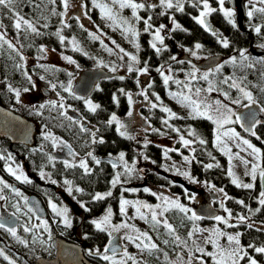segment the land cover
<instances>
[{"label":"trees","instance_id":"trees-1","mask_svg":"<svg viewBox=\"0 0 264 264\" xmlns=\"http://www.w3.org/2000/svg\"><path fill=\"white\" fill-rule=\"evenodd\" d=\"M103 2L105 1L103 0ZM176 2L177 0H173L174 6L171 9L159 3L154 7L152 4L145 5L143 9L137 10V15L141 17V20L138 23L140 30L137 36L139 54H136L139 64H136L135 68H143L146 62L148 72L145 74L150 73L151 78L147 79L145 74L143 75L138 71L131 73L118 71L114 73L117 76L102 78L88 98L72 94L71 88L76 76L60 66L49 64V62H35L26 68L22 66L24 57L35 60L37 56L40 57L48 49L61 50L62 43L59 37L54 34L57 32L60 35H69L79 39L83 45H86L85 40L88 32L84 24L80 23L79 17L74 15V17L66 18L67 16L64 14L60 15L64 12L62 0H56L55 3H51L50 0H18L16 10L25 19L32 21L38 31L42 33V35H36L25 32L23 27L18 32L13 27L14 20L10 18L8 11L0 8L2 30L8 38L12 39L14 45V49H10L7 44L0 41V103L34 123L37 121L42 125L39 133H31L26 142H20V144H12L7 136L0 133V156L5 157V159H0V170L7 172L5 167L7 165L6 158L9 154L17 161L22 160L25 163L24 166L31 182L20 183V188L23 187L27 194L34 193L45 199L51 198L59 201V194L61 193L57 182L52 183V181L46 180L44 176L38 175L42 171L49 173L55 179L53 181L65 179L71 181L75 189L77 187L81 188L82 192L74 191L77 198L75 203L81 214L79 217L72 218V223L75 226L74 228L78 229L79 238L86 247H103L107 244L109 234L96 230L91 221L105 214L109 207L115 208V203H117L120 194L129 197L139 195L145 200L153 201L157 200L158 196H153L151 193L161 188V190L167 194L170 193L172 196L180 194L184 196V187L180 183L173 182L171 174L162 170V158L167 150L166 143L167 141L176 140L177 136H183L191 141L190 147L188 149L181 147V151L192 155L189 173L194 176L196 183L198 184L201 181L207 184L212 183L216 196L221 200L224 199V204L231 215L236 216L237 219L239 216L246 218L243 221L238 220L237 225H234L241 237V244L264 246V205L259 203L260 179L258 185L254 186L253 189H245L234 185L228 175V164L225 156L213 144L214 123L206 118L198 117L194 119L187 113H178L173 107L175 102L185 110L190 108L170 95V93H178L182 89V84L187 81V84L194 90L196 88L206 90L211 84L215 92L219 91L238 96L239 88L230 87L233 81H238L241 86L251 89L252 97L256 100L255 102L259 108H264V54L259 56L251 55L248 52L250 43L264 50V47H262L264 45V27L261 28L260 34H257L253 27L254 25H264V17L257 12L253 18L249 19L247 11L251 6L246 2L245 27L247 28L245 32H239L234 24L227 22L223 13L217 11L209 14V19L206 22L210 28L215 29L220 37L227 38L229 41V47L224 48L218 42L216 35H213L210 30H206L204 26L193 19V14L196 15V9L199 8L197 4L201 5L202 0H179L183 6V11L176 9ZM208 2L212 5L218 3L217 0H208ZM227 4L228 0H226L225 5ZM255 6L259 8L262 5L257 2ZM214 8L218 7L214 6ZM96 9L95 7L90 10L91 16L96 14ZM193 9L194 11L190 12ZM53 10L57 13L56 15H53ZM148 17L152 18L149 21L152 26L171 23L174 20L178 21L181 29H183L173 30L174 27H172L168 33L163 35V45L157 42V47L160 48L161 46L159 53L151 47L152 36L149 32L141 29L145 25L143 21ZM45 24H47V27L43 26ZM196 43H200L202 48L195 49ZM41 49L44 51H41ZM193 49L196 50V54L198 50V53L203 56L215 54L222 56L223 60L215 67L205 68L207 69L205 73H209L208 80L203 79L205 73L195 75V78L189 75L196 68L200 69L196 65L199 62L193 60L192 62L196 65L194 67L188 61L182 60L186 50L192 51ZM241 50H245L247 60L241 59L239 55ZM84 52L86 54L80 51L73 54L78 65L82 66V70L90 67L96 68V66H93L96 59L87 48V45ZM174 55L178 56L175 60L172 59V57H175ZM233 56L237 58L235 64L228 62ZM119 61L117 59L116 64ZM221 64H223V67L216 71L217 66ZM248 64L253 66L248 67ZM161 66H164L163 72L166 73V76L171 78L167 85L163 82V76L156 71ZM139 74L143 75V81L139 80ZM33 76H44L48 78L51 84L56 85L53 92L50 93L53 95V100L49 99V101L42 103L39 101L34 107L16 104L9 88L19 87V90L23 91L24 89L32 90ZM28 77H31V81ZM120 77H123V79H120ZM226 78H230L228 83H223ZM176 80L183 83L177 85L174 83ZM65 89L70 90L66 91ZM129 94L131 99H129ZM157 96L159 100H157ZM88 99L93 104L99 105L95 112L90 111L86 105L85 101ZM61 103L63 107L69 106L72 108V112L65 115L64 109L59 106ZM153 104L156 107H152ZM162 107L171 109L176 117H171L169 113L163 112ZM129 112H131V115H129ZM113 114L122 117L123 128H120V125L115 122L108 123ZM68 117H71V120ZM164 121H167V124ZM258 121H261V123L256 124L253 130L256 136L245 134L241 127L238 125L237 127L245 136L261 146V161L264 164V117H261ZM82 128L85 130L82 131ZM117 129H120V131ZM121 131L125 132V135L122 136ZM190 131H194L196 135H190ZM48 133L63 139L70 144L68 146L72 150L82 156L84 155L86 164L91 170L90 173L85 174L79 165L68 163L66 165L64 160L55 157L52 148L56 145L50 139L51 137L45 139V135ZM93 134H95L94 137ZM257 136L260 139H257ZM93 138L97 143L92 142ZM100 139H103L104 143H99ZM200 139H203L206 143L200 144ZM89 152L100 161L99 164H96L92 156L87 155ZM171 152L174 155L181 153L180 151L179 153L177 151ZM120 153H124V159L128 163L137 161L140 168L137 166L132 168L133 171L129 175L126 173L125 165L117 157L115 158L118 159L119 164H116L115 168L106 159L103 160L105 156L114 158L115 154ZM209 164L213 167L207 168L206 165ZM117 173L121 174V182L113 187L111 182ZM133 186L137 187V193L129 190ZM145 188L150 191L145 192ZM220 189H223V192H220ZM109 191L112 192V195L103 200L94 201L92 199L96 193L104 194ZM237 201H244V204H239ZM81 204H84L89 210L82 208ZM256 209H259V211H256ZM190 215V212L184 213L175 207H170L165 212V217L175 230L172 234H169L168 229L164 228L162 223L153 228L151 216L147 218V224L153 231V241L158 246L157 249L147 250L146 260L148 264H175L184 252L187 253L193 250L194 234L189 237L188 233L193 231V228H196L197 225L210 220L202 217L193 221L188 219ZM1 217L3 219L0 222L5 223L6 227H11L14 220L19 221L17 216L9 218L6 214H2ZM55 226L54 228L50 226L49 231L51 234H55ZM24 227L18 228L15 237L10 234V236L4 238V245H1L0 250H3L4 255L8 256L9 260H5L3 256H0V264H9V261H14L15 264H33L36 258L53 254V244L49 245L50 247L46 246V241L51 243L53 237L51 236L49 239L48 231L32 227L29 228L30 231L25 232ZM234 227L232 228L234 229ZM74 228L64 230L63 238L65 241L78 242L73 237L75 236ZM3 233L7 235L8 232L3 229ZM175 236H179L180 240L176 241ZM165 240H168L169 243L165 244ZM20 241H26L27 246ZM38 241H44L46 247H40ZM253 253L255 254L254 251ZM256 254L258 255V264H264V254ZM96 260L95 257L90 261L93 264H108L100 257L99 263Z\"/></svg>","mask_w":264,"mask_h":264},{"label":"rangeland","instance_id":"rangeland-1","mask_svg":"<svg viewBox=\"0 0 264 264\" xmlns=\"http://www.w3.org/2000/svg\"><path fill=\"white\" fill-rule=\"evenodd\" d=\"M104 3H107L110 7H113V11L114 13H117L119 17L123 18L124 20H127L129 22L128 25H123L121 24V27H112L110 26L112 24V21H109L107 19H103L101 17V13L99 11V9H96V14L94 16L90 15V10L94 9L95 6L93 4V0H69V7L67 9L64 8V12L63 14L66 16V13H69V15H67L66 18H70L71 16L74 17V15H77L79 17V21L80 23L84 24L85 29L88 32V36L86 38V45L87 48L91 51L92 55H94V58L96 59V63H94L93 66L99 67L100 65L103 66L104 69L108 70V71H112L113 73L115 72H123V73H128L127 70V66L132 63L129 59L128 56H124V59L121 60L120 56L123 55V53H120L119 48L116 47V45H119L120 48H123L125 50V52L132 54V55H136L139 54L138 51L139 49H137L134 46V43L132 42L133 40L135 41V43L139 42L137 41V37H131L130 33H125L122 34V28L123 27H128L131 26L132 28H134L137 32L140 30L138 27V23L139 21H137L133 15H132V10L130 8H124V9H120L118 5H113L112 4V0H104ZM134 2L136 3H143L144 5H158L159 4V0H134ZM202 3V2H201ZM209 5L211 7L214 8L215 7H219L218 3L216 4H211L209 3ZM94 7V8H93ZM197 7H199L200 12L203 10V5H198ZM225 8L230 9L231 7L229 6V4L224 5ZM126 9V10H125ZM143 9V8H142ZM195 9V8H194ZM191 10L190 12L194 11ZM76 12H78L79 14H81L79 16V14ZM64 16V17H65ZM194 17H199L198 15L193 14ZM176 22V21H175ZM173 23V21H172ZM178 23V21L176 22ZM179 24V23H178ZM161 25H165V27L161 30V35H165L166 33H168L170 31L169 27V23L163 24L161 23ZM180 25V24H179ZM174 26V25H173ZM145 25L143 28H141L143 31L145 29ZM160 27V25L158 26H152V28L149 30V34L150 36H152L153 38V34L155 32V29ZM3 28H0V33H5L3 30ZM90 33H94L95 35L99 36L100 39H93V36L90 35ZM128 36L129 38H125V36ZM64 36V35H63ZM65 37V41L64 43H62L61 50H47V52H45L44 54H42L40 57H42V59L39 61L38 59H36V63H43V62H49V64L55 65V66H60L62 68H64V70H66L67 72H71L72 75H75L76 78L79 75L80 71H82V66L78 65L76 59L74 58L75 56H73L74 53L76 52H82L84 54H86L84 52L86 45H83V43L79 40L75 38V41L77 42L75 45V48H78L79 50H75L74 45L72 43L73 37H70L69 35L64 36ZM7 40H11L6 36ZM101 40L103 41V44H101ZM115 41L116 44H113L112 41ZM105 45L107 47H105ZM161 48V46H160ZM111 49V52L108 50ZM192 51H195V49H193ZM192 51H188L186 50V53L193 58V60L197 61V62H201L203 58L205 57H209L207 55L203 56L200 53H198L197 50V54L195 56H193L191 54ZM71 57V59L73 61H75V63H69L68 60L64 59V57ZM137 56V55H136ZM175 56V55H174ZM138 57V56H137ZM181 57V56H180ZM175 58L177 59L178 56H175ZM117 59H119L120 61L116 64ZM34 61L32 59L29 58H25L24 60V65L22 64V66L25 68L27 65H32ZM164 67V66H163ZM162 67V70H163ZM113 69H115V71H113ZM195 75H200V74H204L205 72H207V69L205 70H201V69H197L195 70ZM141 73V72H140ZM164 75H166L165 72H163ZM143 75L145 73H142ZM143 75L141 76L140 74L138 75V78H140L139 80L143 81L144 77ZM146 75V74H145ZM237 84H239V86L241 88H243L245 91L251 93V89L249 88H245L243 86L240 85V83L238 81H235ZM188 82L185 81L184 84H182V89L179 92H183L184 94H191L193 99L196 100H200V99H205L206 103H210L213 106L215 105V102L217 100H219L221 102V104L226 105L228 108H230L232 110L233 113H235L234 116H232V120L235 121L234 123H230V124H223L222 127H220L219 129L217 128V125L214 123V135H213V144H215V148L221 152V154H223L226 158L227 161V171H229V168L231 167V170L233 171V173L235 174V176L237 178H239L240 181H242L243 183H252L253 184V188L254 186L256 187V185H258L257 183L259 182V174H257V179L255 181H253L251 179L250 176L245 175V165L242 163V159L243 160H248L251 162H256L253 160V157L249 155L250 150H244L242 151V148H245L246 146H243L242 144H240V146L238 147V143H240V141L237 140H232L229 139L228 137L223 136V133L225 131H227L228 129H235V131L237 133H239V137L242 139H247L249 140L253 145H255L256 147L261 149V146L255 142H253L251 139H249L247 136H245L243 134V132H241V130L238 129L237 125H238V121H236V116H239V112H242L243 110L249 108L250 106L260 110L261 107L259 108V106L257 105V103L255 102L254 104H251L247 98L244 97L243 93L241 91H239L238 96H234L231 95L229 93H227V98L225 97L224 93H221L219 91H208V88L206 90H202L200 97H196L195 96V90L192 89V93H189L188 91V87H190L188 84ZM32 85L33 88L32 90H28L23 91V90H19V87H11V89H15V90H19L20 91V96H19V102L17 101V97L15 95V91H11L12 93V97L14 99V101H16V104H20L22 106L24 105H31L32 107H34V105L37 102H46L49 101V99L53 100V95H51L50 93L53 92V90L55 88H52L51 82L48 80V78H45L43 76V79H41V77H35L33 76V80H32ZM185 85H188V87H185ZM46 88L49 91V94L46 96L43 94L42 92V88ZM185 89H184V88ZM252 95V94H251ZM90 99V98H89ZM88 99V100H89ZM254 99V98H253ZM234 100H239V103H233ZM256 101V100H255ZM247 105V107L245 106ZM14 106V105H13ZM173 107L175 108V110L178 111V113L181 114H188L190 116V109H183L181 106H179L178 103L175 102V104L173 105ZM203 107V106H202ZM63 112L65 113V115H68V112H72V108H70L69 106H64L63 107ZM70 114V113H69ZM209 114L210 115H214V112L212 110H209ZM260 118L264 117V112L260 111ZM117 119L120 121V124H116L117 125H124L123 124V119L122 117L116 116ZM259 118V120H260ZM82 122H84V120H82ZM85 123V122H84ZM125 123V122H124ZM127 124V123H126ZM35 125H36V132L35 133H39L40 130L42 129V125L39 124L37 121H35ZM239 126V125H238ZM220 134L221 136V141L217 142L216 140V136L217 134ZM52 137L56 138V143L53 148L52 151L54 152H61L60 149H58L57 147H62L65 145H70L68 143H66L63 139H60L56 136H54L53 134H51V140L53 141ZM191 145V144H190ZM190 145L185 146L181 140V136H177L176 140L174 141H167L166 143V151L163 154V158H162V162H163V172L165 173H170L171 174V180L177 184H181L184 190V196L180 195H176V196H172L170 193L167 194L165 191L161 190V188H159V190L157 191H153L155 193H157V196L160 197H164L167 198L170 201H175L177 203H180L182 205H184L185 207L191 209L192 212H194V207L196 205H198V203H201V201L203 202H211V197H217L216 196V192L213 188L212 183L207 184L205 182H200V183H196V179L194 178V176L191 175V173H189V167L190 166V162H191V154L190 153H184V151L182 152V148H189ZM226 145V147H225ZM182 147V148H181ZM223 148V150H222ZM230 150V151H229ZM63 152V155H70V151H66ZM171 151H177L179 153V151L181 152L178 155H174L172 154L173 152ZM262 153V152H261ZM76 158H75V163L77 165L80 164L81 160H85V156L78 154L77 152L75 153ZM229 155L232 156V160L231 162L229 161ZM117 157L119 159V154H115L114 158ZM185 157H187L188 159L185 160ZM13 158V157H12ZM144 161V160H143ZM121 163L123 165L127 164L128 168H135L136 166H139V163H137V161H132L130 163H128V161L126 159H123V161H121ZM145 163V162H144ZM259 163L261 164V167H264L263 162L260 160ZM6 169L8 166H11L14 170L17 171V174H20V172L22 171L23 174L25 176L28 177L29 174H27V170L24 166L25 163L22 162V160H8L6 158ZM125 167V166H124ZM248 167H251V163L248 165ZM140 168V167H138ZM7 171V170H6ZM44 173V178H46V180L48 181H53L55 180L54 178H52L49 173H46L44 171H42ZM183 173H188L189 176H185ZM6 174V175H5ZM169 174V175H170ZM39 176H41V172H39L38 174ZM42 177V176H41ZM191 177V179L189 178ZM0 179H2L6 184L10 185L11 187L5 188L3 185H0V196H3L4 199L0 200V217L2 216V214H6L7 217H11L13 218V213H15V216H17V218L19 219L18 222L12 223L13 225L11 227H15L16 231L18 230V228L25 226L28 228H32L33 226H37V229H44L43 227V223L42 221H47L48 223V227L50 228L55 226L56 232L55 234H53V238H57L59 240H64L63 238V234H64V230H66V228L72 230L75 226L72 223V218L79 217L80 216V211L77 208V205L75 202H77V198L75 197V186H73L71 184V187L73 188V192L71 194H69V192L67 191L69 185H67L65 183V181L67 180H61V181H55L58 183L59 187H60V193L59 194V201H56V199H51V198H47L45 199L44 197H39L41 199V201L43 202V204H45L46 207V211H47V215L48 216H44V218H40L38 217V215L35 214V212L29 207V205H27V203H25V199L27 200L28 196H30L33 193H29L27 194L23 187L20 188V183H24L23 180H17L13 175L9 174L8 171L7 172H2V170H0ZM29 179V178H28ZM231 181H232V177H230ZM195 181V182H193ZM14 186V187H13ZM13 187V188H12ZM137 187L133 186L131 188H129V190H131L133 193H137ZM251 188V189H253ZM13 189H15L16 191H18L21 195H16V192L13 191ZM261 190L259 187V194H260ZM102 194V193H101ZM191 194L195 197L194 200H190L188 198V195ZM157 197V200H145L144 198L138 196H133V197H129L124 196L123 194H120V196L118 197L117 203H115V208L111 207L112 209V217H111V223L113 225H117V224H121L122 222H124L125 220H127V223H129L130 225H134L136 229H138L140 232H146L150 237H151V241L150 243H154L155 241H153V231L151 230V228L149 227V225L147 224L148 220L146 219H140L139 218V213L136 212L135 207L129 205L127 206V216H123L120 214V200L121 198L126 199L130 202H139V204H147V205H151L152 209H146V208H141V212H143L145 214V216L148 218L149 216H151V211H156L157 213H163V215H158V219L163 221V220H167L169 221L166 217H165V209H170L173 208L174 206L171 203H166L164 199H160ZM259 199H261V197H259ZM49 201H51L52 203H55L58 208H68L69 210V216L71 219V227H67L64 223H63V219L59 216H56L51 207H50V203ZM212 203V202H211ZM157 205H159V207H156ZM227 208V207H224ZM228 209V208H227ZM229 210V209H228ZM32 212V213H31ZM106 214V213H105ZM103 214V215H105ZM191 214V212H190ZM103 215H101L100 217H102ZM219 216L224 217L227 220V223H224L223 221H216L215 219L210 220L208 222H203L202 224H199L196 226V231L194 232V248L191 251H188L187 253H183V255H181V257H179L177 259L180 260L181 258L183 259V261H187L189 259V256H192L194 258H199L201 257V253L196 251V247H203L205 249L206 252H215L216 249L213 247V245L211 243H207L205 244V238L207 237H211L212 239H216L215 236H213V231L214 230H218L219 232L224 233L223 236L219 237V244L221 246L224 247H228V241H227V235H237L239 234L238 230H236V228L234 227V225H237L238 220L236 218V216L231 215L229 216V212H226L223 210V213L220 214ZM98 217V218H100ZM133 217H135L133 219ZM169 223V222H168ZM163 224V223H162ZM22 225V226H21ZM234 227V229L232 228ZM61 230H60V229ZM2 230L0 229V247L1 245L3 246L4 244V238L7 236H10V234L6 233L7 235L2 234ZM74 235L73 236L81 245L86 246L82 240L79 238V232L77 228H74ZM130 232V230H126V229H121L119 232L117 233H113L111 236L109 235L108 241L106 242V245H103V247H97V246H93V247H85L86 249L83 251V254L86 255L85 257L91 259H94L96 257V262L99 263V256L96 255H90L89 254V250H95V249H100L101 252L103 251V249L108 246L109 240H113V243L116 244H121L122 249L123 248H127V252L135 258V261L137 262V264H148L147 260H146V253L147 250L149 249H145L143 247V244H141L140 247H137V244H140V241H129L127 239H125V234ZM108 233V232H107ZM2 234V235H1ZM133 236L135 235V233H131ZM53 238H52V242L48 243L46 241V246L50 247L51 244H53ZM240 236H239V240H240ZM76 241V242H77ZM147 242V241H145ZM38 244L40 247L45 248L46 246H44V241H38ZM50 245V246H49ZM240 245L248 252V255L252 258H255L258 261V255L254 254L253 251L251 252V248H249L246 244L243 245L240 242ZM53 246V245H52ZM235 245H233L234 247ZM55 247V246H53ZM55 249V248H54ZM53 249V250H54ZM120 256H117V259H119ZM203 259L205 260V264H214L213 258L212 257H208V256H204ZM108 264H110L109 261H107ZM199 264V259H193V263ZM127 264H133V261H128ZM239 264H248V258L245 257V259L241 260L239 262Z\"/></svg>","mask_w":264,"mask_h":264},{"label":"snow or ice","instance_id":"snow-or-ice-1","mask_svg":"<svg viewBox=\"0 0 264 264\" xmlns=\"http://www.w3.org/2000/svg\"><path fill=\"white\" fill-rule=\"evenodd\" d=\"M51 3H55L56 0H50ZM219 7L218 8H213L209 5L208 0H202V5H203V10L199 13V17H193V19H195L197 21L198 24L204 26V28L206 30H210L212 32L213 35H216L218 37V42L224 47V48H228L229 47V41L227 38H223L220 37L219 34L215 31V29H211L210 26L208 25V23L206 22V17L213 13V12H221L223 13V16L226 18L228 23L234 24V10L232 9H227L224 7L226 0H217ZM259 3L260 5H262L261 7L257 8L255 5L256 3ZM18 3V0H0V8L2 9H6L8 11V13L10 14V18L14 20L13 23V27L19 32L22 27L23 30L25 32H29L32 34H36V35H42V33H40L36 27V25L32 22L29 21L27 19H25L22 15H20V13L16 10V4ZM159 3L161 5H164L166 8H173V0H159ZM248 5H250V9L247 11V16L249 17V19L253 18L254 14L259 12L261 14L262 17H264V0H247ZM62 4L64 6L65 9H67L69 7V0H62ZM93 4L96 8L99 9L100 13H101V17L103 19H107L109 21H112V24L110 26L112 27H121V24L123 25H128L129 22L127 20H124L123 18L119 17L117 13H114L113 11V7H110L107 3H104L103 0H93ZM112 4L113 5H118L120 9H124V8H130L132 10V15L133 17L137 20L140 21L141 17H139L137 15V10L138 9H142L145 7V5L143 3H136L134 2V0H112ZM153 7L155 5H152ZM196 6V5H194ZM175 7L178 11H183V6L182 4L179 2V0H177ZM57 13L53 10V15H56ZM60 15H63V13H60ZM151 17H148V19H145L143 22L145 24V32H149V30L152 28V25L149 23V21L151 20ZM173 25L174 28L173 30H183L181 29V26L176 23L173 20ZM44 27H47V24L43 25ZM67 26V25H65ZM81 27H83V25H81ZM165 27V25H160V27L155 29V32L153 34V40L151 42V47L153 49H155V51L157 53H159L161 51V48L157 47V42H159L161 45H163L164 43V37L161 35V30ZM254 31L257 34L261 33V28L264 27V25H254ZM0 28H3L2 23H0ZM125 33H130L131 37H137L139 35V33L132 28L131 26L128 27H123L122 28V34ZM55 35H57L59 37V40L61 43H64L65 41V37L63 35H60L59 32L54 33ZM90 35L93 36V39H97L99 40L100 37L95 35L94 33H90ZM125 38H129L127 35L125 36ZM0 41H3V43L7 44V46L10 49H14V45L11 41L6 39V33H0ZM134 43V46L139 49V44L135 43V41H132ZM72 43L74 45H76V41L75 38H73ZM113 44H116V42L113 40L112 41ZM101 44H103V41L101 40ZM105 47H107L105 45ZM117 48H119L120 53H123L122 56H120V59L123 60L124 56H128L130 61L132 63H130L127 66V70L128 72H133V71H138L141 73H147L148 72V67H147V63L145 62V66L143 68H135L136 64H139V60L138 57L136 55H132L129 54L127 52H125V50L123 48H120L119 45H116ZM262 47H264V45H262ZM202 45L200 43H196L195 44V49H201ZM75 50H79L78 48H75ZM111 52V49H108ZM41 51H44L43 49H41ZM191 51V50H188ZM191 54L193 56L196 55L195 51H192ZM241 59L243 60H247L248 57L245 54V50H241L239 53ZM21 59H23V57H21ZM64 59L68 60L69 63H75V61H73L71 59V57H67L65 56ZM173 60H175V57H172ZM232 64H235L237 62V58L235 56L230 58V61ZM248 67H252V64H248ZM223 67V64L218 65L216 68V71H219L220 68ZM113 71H115V69H113ZM157 72H159L161 74V76H163V82L165 85H167L169 83V80L171 79L169 76L164 75L163 70H162V66L160 68L156 69ZM192 78H195V71H193L192 73L189 74ZM208 76L209 73H205L203 75V79L204 80H208ZM29 81H31V77H28ZM41 79H43V77H41ZM120 79H123V77H120ZM228 79L230 78H226L223 83H228ZM174 83H176L177 85H181L183 82L180 80H176L174 81ZM56 85L53 84L52 88H55ZM185 87H188V85H185ZM230 87H235V88H239V90L243 93L244 97L247 98V100L251 103L254 104L255 100L253 99L251 93L245 91L243 88H241L239 86V84H237L235 81L232 82V84L230 85ZM10 91H15V95L17 97V101L19 102V96H20V91L19 90H15V89H11V87L9 88ZM28 89H24V91H27ZM66 91L70 90V89H65ZM212 86L210 84L208 91H212ZM122 91V90H121ZM188 91L189 93H192V89L191 87H188ZM202 89L200 88H196L195 89V96L196 97H200ZM170 95L173 98H177L179 102L183 103L184 106L190 108V116H192V118H206L210 121H212L213 123H215L217 125V128L219 129L220 127L223 126V124H230V123H234L235 121L232 120V116L235 115V113L232 112V110L230 108H228L226 105L221 104V102L219 100H217L215 102V105L213 106L210 103H206L205 99H200V100H196L192 98L191 94H184L183 92H178V93H170ZM225 97L227 98V93H224ZM79 98V97H77ZM129 99H131V96L129 94ZM157 100H159V97L157 96ZM86 105L88 106L89 110L92 112H95L97 108H99V105L97 104H93L90 100H86L85 101ZM233 103H239V100H234ZM61 108H63V104L61 103L59 105ZM203 106V107H202ZM247 107V105H245ZM152 107H156L155 104L152 105ZM161 110L163 112L169 113L171 117H176V114L174 112H172L171 109L167 108V107H162ZM209 110H212L214 112V115H210L209 114ZM260 111L264 112V108H261ZM129 115H131V112H129ZM178 118V117H177ZM69 120H71V117H68ZM243 119L240 116H236V121H239ZM250 121L252 126L254 127L256 124L261 123V121H258L255 119V115L251 114L250 116ZM112 122H116L117 124H120V121L117 119V117L115 116V114L112 115L111 119L108 121L109 124H111ZM165 124H167V121H164ZM243 126V125H242ZM124 126L121 124L120 128H123ZM82 131H84L85 129H81ZM118 131H120V129H117ZM176 131H179L178 129H175ZM247 131L251 132V134L253 136H256V133L252 130V127H249L246 129ZM120 134L123 136L125 135V132L121 131ZM190 135L195 136L196 133L194 131H190L189 133ZM95 134H93L94 137ZM223 136L228 137L229 139L232 140H237L240 141V143H238V147L240 146V144H242L243 146H246L245 148H242L241 150H250L249 155L253 157V160L256 162H251L248 160H243L242 159V163L245 165V175L250 176L251 179L253 181H255L257 179V174H259V177L264 180V167H261V164L259 163V161L261 160V149L256 147L255 145H253L249 140L247 139H242L239 137V133H237L235 131V129H228L227 131H225L223 133ZM51 137V134L48 133L45 135V139H48ZM131 138V137H129ZM257 139H260L258 136L256 137ZM53 139V143L55 145L56 143V138L52 137ZM181 140L183 142V144L185 146H188L191 141L185 139L183 136H181ZM216 140L217 142L221 141V136L218 133L216 136ZM93 143H97V141L95 140V138H93ZM99 143H104L103 139L99 140ZM200 144H205L206 142L203 139L199 140ZM67 146V145H65ZM70 147V146H67ZM226 147V145H225ZM223 150V148H222ZM230 151V150H229ZM71 154V153H70ZM88 156H92L93 160H95L96 164H99L100 161L98 159H96L91 152H89L87 154ZM0 159H5V157L0 156ZM8 160H12V156L9 154L7 157ZM51 159V158H50ZM119 159L121 161H123L124 159V153H120L119 154ZM188 158L185 157V160H187ZM232 160V156L229 155V161L231 162ZM251 163V167L249 168L248 165ZM65 164L67 165V161L65 162ZM117 165L113 164V167L115 168ZM79 167H81L85 174L90 173V169L88 168L86 162L84 160L80 161ZM207 168H211L213 167V165L209 164L206 165ZM125 169H126V173L127 174H131L133 169L132 168H128L127 164H125ZM9 174L13 175L17 180H23L25 183H30L31 181L28 179L27 176H25L23 174V172L21 171L20 174H17V171L14 170L11 166H8L7 169ZM185 176H189L188 173H183ZM44 173L41 172V176H43ZM120 173H117L116 176L114 177V179L112 180V186L115 187L116 184L120 183ZM228 175L230 177H232V183L234 185H236L237 187H243L245 189H251L253 188V184L252 183H243L242 181L239 180V178H237L235 176V174L233 173V171L231 170V167L229 168L228 171ZM191 179V177H189ZM195 182V181H193ZM52 183H55V181H52ZM65 183L67 185H69L67 191L69 192V194H71L73 192V188L71 187L72 182L71 181H65ZM0 185H3L5 188L11 187L10 185L6 184L2 179H0ZM214 187V186H213ZM13 191L16 192V195H21L18 191H16L15 189H13ZM76 192H82L83 190L81 188H76L75 189ZM145 192L150 191L149 189L145 188L144 189ZM220 192H223V189L219 190ZM153 196H157V193L152 192L151 193ZM112 192L109 191L107 193L101 194V193H96L93 195L92 199L94 201H99V200H103L108 196H111ZM226 195V194H225ZM260 197L261 199L259 200V203L261 205H264V191L260 192ZM160 199H164L166 203H171L175 208L179 209L181 212L184 213H189L191 212V215L188 216V219L196 221L201 219L202 217L198 216L195 212H192L191 209L185 207L184 205L177 203L175 201H170L167 198H164L162 196L158 197ZM188 198L190 200H194L195 197L191 194L188 195ZM4 199L3 196H0V200ZM25 203H27V200L25 199ZM50 203V207L53 211V213L56 216H59L63 219V223L67 226V227H71V219L69 216V210L68 208L64 207V208H58V206L55 203H52L51 201H49ZM237 203L239 204H244V201H237ZM133 206L136 209V212L139 213V218L140 219H147V217L145 216V214L143 212H141V208H146V209H152L151 205H147V204H139V202H130L126 199L121 198L120 200V214L123 216H127V206ZM246 206V205H245ZM82 208H85V210H89L86 208V206L84 204H81ZM156 207H159V205H157ZM221 207L224 208L223 203H221ZM247 207V206H246ZM168 209H165V211H167ZM224 211L229 212V216H231V212L227 209L224 208ZM256 211H259V209H256ZM113 213H112V209L111 207H109L106 211V214L103 215L102 217L98 218V219H93L91 221V223L94 225V227L96 228V230L100 231V232H108V234L111 236L113 233H117L119 232L121 229H126V230H130V232L125 234V239L135 242V241H140V244H137V247H140L141 244H143V247L145 249H157V245L155 243H150L151 241V237L146 233V232H140L138 229L135 228L134 225H130L129 223H127V220H125L124 222H122L121 224H117V225H113L111 223V217H112ZM158 215H163V213H157L156 211H151V221L153 222L152 226L153 228H156L158 225H160L161 223H163L164 228L168 229L169 234L174 233V229L172 227L171 224L168 223V221L165 219L163 221L159 220L157 217ZM13 216H15V213H13ZM135 217H133L134 219ZM216 221H223L224 223H227V220L222 217V216H215L213 217ZM3 218L0 217V220H2ZM239 220L243 221L246 218L244 216H239L238 217ZM43 223V227L45 231L49 232V239L51 238V233L49 231V227H48V223L47 221H42ZM33 227H37V226H33ZM0 229H6V231L11 234L13 237L16 236V229L15 227H6V224L3 222H0ZM24 231L28 232L30 231V229L28 227H24ZM196 231L195 227L193 228V231H190L188 233V236L191 237L194 232ZM131 233H135V235L133 236ZM224 233L219 232L218 230H214L213 231V236L216 237V239H212L211 237H207L205 238V244L207 243H211L213 245V247L216 249L215 252H206L205 249L203 247H196V251L201 253V257L199 258H194L192 256H189V259L187 261H183V259L181 258L180 260H178L177 262H175V264H193V259H199V264H205V260L203 259V257L206 255L208 257H212L214 264H239V262L243 259H245V257L248 258V264H258V261L255 258H252L248 255V252L240 245V240H239V234L237 235H227V241H228V247H224L221 246L219 244V237L223 236ZM175 240L179 241L180 237L179 236H175ZM147 241V242H145ZM21 243H24L27 246V242L26 241H20ZM165 244H168L169 241L165 240L164 241ZM195 243V242H193ZM233 245H235L233 247ZM249 248H251L255 253H259V254H264V246L261 247H257L255 245H248ZM89 254L90 255H96L99 256L102 260L104 261H109L110 264H127L128 261H133V264H137V262L135 261V258L132 257L128 252H127V248H123V249H118L117 246H115V244L113 243V240H109L108 246H106L103 251L101 252L100 249H95V250H89ZM120 256L119 259H117V256ZM167 254L165 253V256ZM0 256H3L5 260H9V257L4 255L3 250H0ZM9 264H15L14 261H9Z\"/></svg>","mask_w":264,"mask_h":264},{"label":"water","instance_id":"water-1","mask_svg":"<svg viewBox=\"0 0 264 264\" xmlns=\"http://www.w3.org/2000/svg\"><path fill=\"white\" fill-rule=\"evenodd\" d=\"M246 2L247 0H228V4L231 7L230 9L234 10V25L237 27V31L245 32V15H246ZM248 49L249 54L251 55H261L264 54V50L259 48L258 46H253V43H250ZM182 58H188L193 61L191 58L188 57L186 53L182 56ZM222 56L220 55H212L209 57H205L202 59L201 62L196 63L197 67L200 69H209L215 67L217 64L222 61ZM117 76L113 72H109L103 68V66L96 67V68H88L80 71L77 78H75L71 91L72 94L82 97L88 98L91 92L97 87L96 85L99 81L103 78H109L111 76ZM42 92L44 95H48L49 91L46 88H42ZM251 114L255 115V119L259 120L260 118V110L255 109L253 107H249L242 112H239V116L243 119L239 120L238 125L241 127V130L245 132V134L250 135L251 132L247 131L246 129L254 127L251 124L250 116ZM243 125V126H242ZM0 131L5 133V135L10 138L12 144H20V142H24L30 134L36 132V125L30 119L22 116L20 113L9 109V107H5L0 103ZM107 160V162L111 164H119L118 159H114L112 157H106L103 160ZM260 188L261 191H264V180L260 178ZM14 187V186H13ZM221 203L219 202L218 208L213 206L211 202H203L198 203L194 208V212L200 216L205 218L206 220H213L215 216L222 211ZM27 205L35 212L36 215L40 218H44L47 215L45 204L41 201V199L36 194H31L27 198ZM17 220H14L15 223ZM53 236V234H51ZM54 237V236H53ZM52 237V238H53ZM53 246H55V250L59 259L68 260L69 264H93L89 258L85 257L86 255L83 254V251L86 249V246L81 245L79 242H68L67 240H59L57 238H53ZM118 249H122L121 244H116ZM48 261L46 260L45 263ZM37 260L33 264H37ZM48 264H55L48 262ZM193 264H196L195 262Z\"/></svg>","mask_w":264,"mask_h":264},{"label":"flooded vegetation","instance_id":"flooded-vegetation-1","mask_svg":"<svg viewBox=\"0 0 264 264\" xmlns=\"http://www.w3.org/2000/svg\"><path fill=\"white\" fill-rule=\"evenodd\" d=\"M197 8V7H196ZM200 8H197L196 9V11H197V13H196V15H198L199 13H200V10H199ZM67 15H70L69 13H66ZM191 14V13H190ZM66 15V16H67ZM206 19V21L209 19L208 18V16L205 18ZM169 27H171L170 29H172V27H174L173 26V23H172V21H171V23H169ZM7 36V35H6ZM9 39H11V38H9ZM11 41V40H10ZM188 57H189V55H188ZM25 58H28V57H24V60H25ZM190 58V57H189ZM29 59H32V58H29ZM37 59L40 61L41 59H42V57H38L37 56ZM192 59V58H191ZM24 60H22V64H23V66H25L24 65ZM33 60V59H32ZM182 60H186V61H188V63H190V64H192L194 67L196 66L195 64H194V62H192V61H190V60H188L187 58H184V59H182ZM193 60V59H192ZM34 62L32 63V65L35 63V61H36V59L35 60H33ZM28 66V65H27ZM26 66V67H27ZM30 66V65H29ZM25 67V68H26ZM151 74L149 73L148 75H146V78L148 79V78H151V76H150ZM84 125V124H83ZM84 128H86V126H84ZM0 133H3V132H1L0 131ZM4 135H5V133H3ZM6 136V135H5ZM28 138V137H27ZM26 138V139H27ZM10 139V138H9ZM25 142H26V140H25ZM58 149H60V151L61 152H53V154H54V156L55 157H58V158H60L62 161L64 160L65 162L67 161V163L68 164H70V165H73V164H75V165H77L75 162V158H76V152H75V150H72V148H70V147H67V146H62V147H57ZM64 150H66V151H70L71 152V154L70 155H68V154H66V155H63V152H65ZM113 158V157H112ZM220 201H223V205H224V207H226L225 206V204H224V199L223 200H221L218 196L217 197H211V202L213 203V206L214 207H217L218 208V205H219V202ZM223 210H224V208H222V211L218 214V216L220 215V214H222L223 213ZM54 252H53V254H51V255H46V256H42V257H40V258H36L35 260H34V262L37 260V264H48V262H51V263H55V264H69L68 263V260L66 261L65 259H59V256H56L57 255V253H56V250H53ZM48 261L47 263H45V261Z\"/></svg>","mask_w":264,"mask_h":264}]
</instances>
